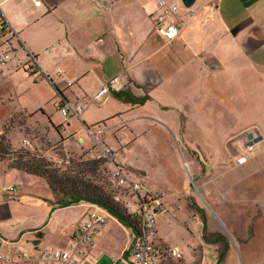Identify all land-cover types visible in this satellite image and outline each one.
<instances>
[{
    "label": "rangeland",
    "instance_id": "obj_1",
    "mask_svg": "<svg viewBox=\"0 0 264 264\" xmlns=\"http://www.w3.org/2000/svg\"><path fill=\"white\" fill-rule=\"evenodd\" d=\"M175 1L181 10H194L192 39H188L187 47L196 52L208 48L209 53L220 56L222 69L198 72L193 62L180 58L162 77L167 90L162 99L166 112L147 103L128 114L130 119L142 115L144 121H129L128 127L118 125L119 131L143 134L135 138L128 153L131 161L146 166L148 171L122 164L118 150L108 144L113 137L108 134V143L105 141L106 125L123 116L119 111L126 110V105L111 98L96 103V83H89L85 94L75 87L53 85L50 80L54 73L40 69L35 56H25L21 49L16 52L11 37L4 34L0 35V57H5L0 60V136L14 149H26L55 161L66 172L100 160L98 169L91 168L84 177L99 186L126 214L135 208L138 195L161 197L163 208L156 217L157 235L164 238L161 240L168 247H177L181 255L164 264H264V0H217L213 7L205 5L209 0H195L190 7L181 0ZM31 57L36 68L30 67ZM122 89L137 98L147 96L130 87ZM80 95L87 99L81 118L63 116L57 106L74 104ZM189 95L195 99L204 96L209 103L200 105L203 111L197 110V105L185 103ZM220 99L224 101L218 103ZM149 110L159 122V114L173 126L179 120L177 127L183 132L172 134L161 123L147 119ZM104 118L106 124L100 122ZM92 125H102L104 129L99 142L87 133L85 126ZM163 132L170 137L167 159L175 167L159 157L167 138ZM248 146L253 147L252 154L245 163L237 164L236 157ZM106 147L110 153L104 155L102 150ZM7 163L0 161V238L13 242L16 251L34 257L53 248L49 246L62 247L67 232L63 229L71 228L87 206L77 203L53 209L54 195L40 178L31 177L23 185L9 184L17 180V173L7 170ZM114 165L125 168L130 180L138 179L141 191L135 193L128 183L114 179ZM147 186L156 189L150 191ZM86 203L90 208L76 224L89 212H100L95 209L106 212L102 213V226L96 229L94 246L106 230L108 253L99 263L92 264H113L112 254L122 249L129 253L132 238L128 243V233L132 235L133 230L105 207ZM201 212L206 230L226 237V256L220 263L215 256L224 243H207L202 238ZM114 264L125 263L117 259Z\"/></svg>",
    "mask_w": 264,
    "mask_h": 264
},
{
    "label": "crops",
    "instance_id": "obj_2",
    "mask_svg": "<svg viewBox=\"0 0 264 264\" xmlns=\"http://www.w3.org/2000/svg\"><path fill=\"white\" fill-rule=\"evenodd\" d=\"M156 2L157 0H0V16L7 25L2 34L11 37L16 52L21 49L25 56H35L39 68L43 67L48 72L54 73L52 80L48 77L50 83L61 86L63 89L75 87L84 94L89 83H96L97 90L94 91V95L109 81L117 78L115 82L108 85L110 91L105 95V99H116L126 105V110L119 111L123 112V116L106 125L108 128L106 127L105 141H108L107 136L110 134L113 139L109 138L107 143L118 150L120 162L133 170H142L144 173L148 171V168L144 165H136L131 161L128 153L129 146L134 145L136 139L143 134L140 135V132L134 130L130 133L125 129L119 131L121 127L118 125L121 123L123 127H128L129 121L138 123L144 121L145 117L142 115H138L136 119H130L128 114L147 103L154 105V108L161 112H166L162 106V99L167 90L165 78L162 77L168 67L177 64L180 58L193 62L192 66H195L198 72L209 70L214 73L219 67L222 69L220 56L216 57L209 53L208 48L196 52L187 47L188 39H192L190 26L194 22V10L180 9L178 15L180 32L174 39L167 41L153 26ZM216 4L217 0H209L205 3L211 7ZM197 11L198 9H195V13ZM222 56L225 58L226 54L223 53ZM128 87L146 94L150 99L143 105L131 107L129 103L114 97L113 91ZM185 101L186 104L197 105L195 108L201 111L203 109L200 105L209 103L204 96H197L195 99L189 95ZM221 101L224 100L220 99L218 103ZM146 113H148L147 119L157 121L152 117L153 111L149 110ZM158 118L161 122H157L170 133L177 135L183 132L182 128L177 127L179 120L173 126L174 124L165 120L162 114H159ZM105 119L107 118L100 122L106 124ZM163 133L167 138L163 144L164 153L160 151L159 157L163 162L174 166L167 159L170 155L168 152L170 143L167 140L170 137L167 133ZM78 139L84 141L82 136ZM127 142L128 146L125 145ZM177 169L183 175L181 167L178 166ZM7 170L17 173V180L9 184L23 185L33 177L16 170L8 168ZM31 180L35 182L34 179ZM147 188L150 191L156 189L151 186ZM85 203H78L87 207L80 211L71 228L63 229L65 232H69L90 208V205ZM165 204L167 205L166 202ZM105 232L97 240L90 258L83 264L86 262L92 264L95 261L99 263L106 256L108 251ZM128 234V243H130L132 235L130 231ZM160 238L165 241L161 235ZM122 251L123 249L116 255L112 254V257H115L114 263L120 259Z\"/></svg>",
    "mask_w": 264,
    "mask_h": 264
},
{
    "label": "built area",
    "instance_id": "obj_3",
    "mask_svg": "<svg viewBox=\"0 0 264 264\" xmlns=\"http://www.w3.org/2000/svg\"><path fill=\"white\" fill-rule=\"evenodd\" d=\"M157 11L153 17V26L157 33L166 40H172L178 36L180 27L177 16L179 14V6L175 0H157ZM7 28L5 20L0 16V35ZM1 61L5 57H0ZM32 63L30 67H35V59L30 58ZM115 77L108 84L115 82ZM108 85L99 89L93 96L96 103H101L105 100V95L108 93ZM87 99L85 96H80L74 104L66 103V105H58L57 109L63 116H77L80 118L84 110V105ZM99 126V127H98ZM102 125H92L86 128L87 133L91 135L94 142H99V137L103 132ZM104 155L110 149L107 147L102 150ZM253 152V147L248 146L244 152L236 157L237 164H243L247 161ZM93 153V150H89ZM99 157V155L97 154ZM115 166V165H114ZM128 171H125L120 165H116L113 171V178H117L121 184L131 186L132 191L138 193L141 191L142 184L137 179H129ZM137 203L135 208L130 209L129 214L138 215V222L135 226V231L132 236V243L129 253H122L120 259L125 264H162L169 258L177 259L180 255L177 247H168L163 244L157 235L156 217L163 208L162 198L159 196L144 193L136 196ZM95 207H99L96 206ZM102 208V207H100ZM100 212H89L87 216L69 232L66 233L64 239L65 244L62 247H53L38 256L34 257L24 251H16L13 242L0 238V264H83L89 258L94 247V238L98 228L102 226L105 220L102 210L95 209ZM104 215H103V214Z\"/></svg>",
    "mask_w": 264,
    "mask_h": 264
},
{
    "label": "trees",
    "instance_id": "obj_4",
    "mask_svg": "<svg viewBox=\"0 0 264 264\" xmlns=\"http://www.w3.org/2000/svg\"><path fill=\"white\" fill-rule=\"evenodd\" d=\"M113 95L115 98L125 103L137 105H143L149 99V96L137 98L125 89L113 91ZM55 130L59 132L57 127H55ZM3 160L8 161L6 166L9 169L29 174L35 178H40L54 195L51 201L53 209L77 204L82 201L94 203L105 207L121 223L131 228L133 232L135 231L138 215L126 214L125 209L120 207L118 203L112 201L99 186L84 177L86 172L89 173L92 169H98V166L102 164L100 160H92L86 162V164L84 163L86 168H78V170L71 169L66 172L58 167L55 161H49L26 149H14L10 146L6 138L0 136V161ZM79 166H82V164H79ZM200 217L203 222L202 238L205 242L224 243L222 249L217 251L215 256L217 263H220L226 256L228 247L226 237L217 231H207L205 216L202 212L200 213ZM162 264H164V262Z\"/></svg>",
    "mask_w": 264,
    "mask_h": 264
},
{
    "label": "water",
    "instance_id": "obj_5",
    "mask_svg": "<svg viewBox=\"0 0 264 264\" xmlns=\"http://www.w3.org/2000/svg\"><path fill=\"white\" fill-rule=\"evenodd\" d=\"M181 1L185 7H190L195 2V0H181Z\"/></svg>",
    "mask_w": 264,
    "mask_h": 264
},
{
    "label": "bare ground",
    "instance_id": "obj_6",
    "mask_svg": "<svg viewBox=\"0 0 264 264\" xmlns=\"http://www.w3.org/2000/svg\"><path fill=\"white\" fill-rule=\"evenodd\" d=\"M86 128L88 127V126H85ZM159 240L163 243V241L161 240V238L159 237ZM164 244V243H163ZM166 245V244H165Z\"/></svg>",
    "mask_w": 264,
    "mask_h": 264
}]
</instances>
